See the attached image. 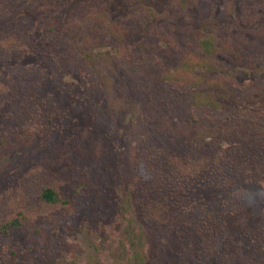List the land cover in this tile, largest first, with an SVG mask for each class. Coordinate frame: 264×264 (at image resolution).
<instances>
[{"label": "rangeland", "instance_id": "obj_1", "mask_svg": "<svg viewBox=\"0 0 264 264\" xmlns=\"http://www.w3.org/2000/svg\"><path fill=\"white\" fill-rule=\"evenodd\" d=\"M263 161L264 0H0V264H264Z\"/></svg>", "mask_w": 264, "mask_h": 264}, {"label": "trees", "instance_id": "obj_2", "mask_svg": "<svg viewBox=\"0 0 264 264\" xmlns=\"http://www.w3.org/2000/svg\"><path fill=\"white\" fill-rule=\"evenodd\" d=\"M201 3L205 4L206 2L202 1ZM204 43L207 44V41H204ZM170 145L171 146L167 144L163 145V154L165 156L164 164H166L167 171L175 176L206 180V178L210 177V173L215 168L214 166L220 165L223 161V157H221L223 149L221 146L215 147L211 150L212 152L209 151L207 154L203 155V153H181L175 144L170 143ZM37 197L47 208L66 205L71 201L52 185L43 186L39 190ZM154 199L156 203H153L152 207H148L144 210L146 219L154 221L155 224H157L159 222H164L168 216L173 217L172 209L168 208L165 201L160 200V195L154 196ZM141 214L143 215V213ZM23 217L24 215L19 213L18 216L5 220L0 225V232L6 234L10 227H21ZM146 222L149 221L146 220Z\"/></svg>", "mask_w": 264, "mask_h": 264}]
</instances>
